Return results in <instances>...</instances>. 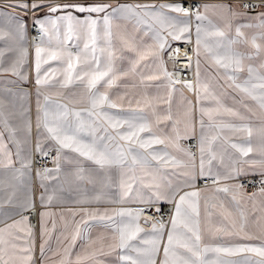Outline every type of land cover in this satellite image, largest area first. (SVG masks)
Masks as SVG:
<instances>
[{"label": "crops", "instance_id": "crops-1", "mask_svg": "<svg viewBox=\"0 0 264 264\" xmlns=\"http://www.w3.org/2000/svg\"><path fill=\"white\" fill-rule=\"evenodd\" d=\"M186 0H138L115 2L112 0H83L79 2L52 4L43 2V9L33 12L32 20L44 22L47 34H42L39 43L29 48L27 39V16L25 10L16 7L25 1H10L9 5H0V133H3V143L7 151L12 153L13 164L6 166L7 160L0 153V229H5L16 221H22L27 217L26 224H20L19 228L11 231L20 239L11 241L18 246H24L25 241L31 242L34 238L33 260L31 264H127L121 261L118 255L120 249L115 251L109 249L107 244L112 243L115 235L114 228L111 226L113 221L116 225L121 222L126 223L128 217H120L117 212L123 209H132L134 206H143L133 202L136 199L137 191L147 193L148 189L143 188L139 181L134 185L133 192L125 198L123 203L120 201V175L124 171L126 176L127 166L122 170L118 166L101 168L94 161L80 156L70 149L62 152L59 162L60 171L55 173L54 179H45L43 175L38 176L39 170L32 167L33 156L36 151L38 138L37 132V92L39 90V101L41 121L43 120V110L47 109L49 120L54 121L57 116L67 111V121L71 125L70 131L78 134L79 138L85 143H92L94 137L91 130L99 129L96 137L115 135L111 128L105 133L103 117L89 115V112H104L109 116L120 119L136 117L143 118L152 127V134L161 138L170 137L175 140L173 126L181 133V139L176 141L180 146L178 149L174 143L165 141V144H156L149 149L137 148L134 152L146 158V164L137 163L134 165L135 174L141 176L144 173L155 175L156 180L162 185L167 186L171 181L169 193L176 192L175 200L171 198L162 200L158 203L160 209L170 211V218L163 230L162 239L159 245V252L156 255V264L164 259L163 248L167 244V235L171 229V217L174 215L175 201L184 192L199 191L198 201L199 216H192V219L199 220L202 247H231L235 245H250L260 247L264 245V234L261 225H264V196L259 194V188L251 191L244 190L250 194L257 192V196L249 200L247 196L232 199L231 190L228 193L215 191L217 188L230 186L239 182L243 178H253L260 180L259 172L262 168L261 161L264 155L261 153V145H264V108L258 100H253L247 94L242 93L235 87V84L244 85L245 81L250 80L253 84H259L257 76L264 75V69L260 65L264 63V27L261 26L264 20V5L256 11H247L241 8V0H192L200 8V15L204 16L203 21H197L195 15L189 17L180 16L181 20H187L190 24V41L196 47V26L201 24V50L199 57L194 52L193 65L187 72H178L172 68V63L166 57L169 48L177 43L188 40H172L168 38L170 47L163 53V59L169 72L178 73L177 78L181 81H189L193 85V90L177 84L174 90L167 87V80L161 76L160 79L149 80L148 76L159 74V62L155 56L146 55L140 59V53H147L155 46V39L152 32L147 31L146 25H138L135 20H128L115 15L111 20V37L105 35V26L102 17L105 13L78 12L74 8H68L58 12H49L48 7L52 5H96L111 4L113 8L122 4H180ZM221 5L231 6L237 15L232 16L225 12ZM207 6V10H205ZM111 12V9L108 10ZM72 15V35L66 38L69 22L59 19L65 15ZM171 16H178L177 13H169ZM89 19H97L96 26V57L100 62L101 70H104L111 63L114 71L120 78L112 88L106 89L98 85L101 92L107 91L112 102L118 107L93 110L86 89V81L73 80L67 86H62L67 68V58L50 59L49 52L67 50L73 54L81 53V63L76 66V72L91 70L95 65L83 63L84 55L89 57L92 53L84 52V44L90 42L88 32ZM23 22L25 28L20 29L19 23ZM40 27V25H39ZM239 28L244 37L236 36V29ZM224 31V38L206 35L215 31ZM167 35V33H164ZM22 36V38H21ZM255 38L256 43L261 45L258 51L252 46L251 41ZM223 39V47L217 48L216 42ZM231 41H235L232 43ZM208 44L214 52L224 56L228 52H237L241 55L244 71L234 72L231 69L220 68L215 64L212 54L206 52L204 44ZM128 45H132L135 50H130ZM43 49L41 53L42 80H47L39 86L35 81L37 72L36 48ZM26 50L27 55H22ZM103 50V51H101ZM109 51L114 53L111 61ZM197 59L199 60V81L197 82ZM43 61H47L44 63ZM138 61V63H137ZM91 63V61H90ZM15 67V74L12 71ZM133 65L135 70L133 71ZM251 66L255 69L250 77L247 68ZM126 73V75H121ZM75 72L73 75L75 76ZM234 76L235 83L229 79ZM207 89V92L204 91ZM95 91V90H94ZM264 89L256 88L255 93L259 95ZM198 95L201 99L198 102ZM207 98H204V97ZM47 98V99H45ZM139 101V103H137ZM219 105L232 109L236 115L221 111L219 115H213L210 121L207 115L201 113L200 108H216ZM79 112V119L74 115ZM171 119H164L166 116ZM160 118L159 123L157 118ZM83 121V128L79 131L80 121ZM203 120V125H201ZM30 125V133H29ZM125 128L120 131H125ZM44 132L43 127L40 129ZM251 133V134H249ZM187 134V138H184ZM205 137V177L199 176L200 172V152L199 140L201 135ZM148 138V132L141 134ZM212 137H215L212 140ZM211 140V151L215 155L209 163V153L207 151ZM194 142L196 151L189 149V144ZM99 144H109V148L115 151L117 146L127 147L125 141L118 138L109 142L107 139L98 141ZM238 144L244 147H251L252 152L247 156L231 147V144ZM46 151H54L55 145L51 140L43 142ZM19 150L20 157L17 158L16 152ZM158 151L161 154L167 153V157L174 158L182 164L189 165L194 160L197 179L194 187L184 184L185 177L179 175L185 169L174 167L169 161L153 160L149 152ZM188 153L193 154L192 157ZM56 154V152H55ZM29 168H21V161H29ZM245 161H256L254 165ZM131 164V157H129ZM55 164L51 168H55ZM241 167L248 175L240 176L237 181L221 179L214 185L199 186L198 183L204 178H216L227 175L232 168ZM19 169V171H17ZM211 173V176L207 175ZM150 178V177H146ZM44 185L42 187L41 185ZM44 195L45 203L42 205L40 197ZM28 195H31L33 207L23 210ZM48 196L52 199L49 202ZM99 197V200L96 199ZM189 211H191L189 209ZM41 213H47L44 217L45 232L41 238ZM107 213L112 220L93 219L91 214ZM145 216L139 220V225L144 229L139 236L131 243L140 248H148L150 245L143 244L141 240L150 239L153 235L151 224L152 220L145 223ZM235 222L237 229L244 224L245 231L251 239L241 238L236 235L226 234L227 231L235 232L232 228ZM79 226L80 236L75 244L68 248L69 240L75 229ZM32 229V236L27 235L26 231L20 229ZM221 229L222 231H217ZM179 231H183L180 229ZM67 237V239H66ZM6 234V239H7ZM47 241V243H44ZM44 243V258L41 259V244ZM102 244L104 245L101 251ZM9 250L12 251L10 245ZM125 254L136 256V253L127 249ZM178 252L182 249L177 248ZM18 255H24L18 251ZM78 257L80 258L78 260ZM215 257L214 253L209 252L208 258ZM4 259H8L5 256ZM222 260L243 261L249 260L255 264L260 261L255 253H241L237 256H226L221 254Z\"/></svg>", "mask_w": 264, "mask_h": 264}, {"label": "snow or ice", "instance_id": "snow-or-ice-1", "mask_svg": "<svg viewBox=\"0 0 264 264\" xmlns=\"http://www.w3.org/2000/svg\"><path fill=\"white\" fill-rule=\"evenodd\" d=\"M42 0H37V2H33L31 4L28 3H19L16 7L22 8L27 12L29 8L35 12L38 9L43 8ZM221 8L225 10V12L229 15L235 16L237 15L228 5H221ZM248 7V5H245ZM68 8H74L78 12H88V13H105L102 17L103 23L105 26V35L111 37V20L112 18L119 14L121 17L128 20H135L138 25H146L147 31L152 32L155 39V46L151 48L147 53H140V59L145 58L146 55L155 56L159 62V74L148 76L147 79L154 80L160 79L163 76L167 80V87L170 90H174L177 84L183 83V86L188 88L190 91L193 90V85L189 81H181L177 78L178 73L169 72L165 65V61L163 59V53L166 48L170 47L168 38L171 37L172 40H188L190 41V36L186 35L190 32V24L187 20H181L179 17H189L192 13L191 9L185 8L180 4H159V5H148V4H122L118 5L115 8L112 7L111 4H96V5H52L48 7L49 12H58ZM111 9V12L108 10ZM205 10H207V6H205ZM169 13H177L178 16H171ZM264 16V14H261ZM59 19L67 20L69 22L68 31L66 34V38H70L72 35V24L71 22L74 20L72 15H65L60 17ZM195 19L197 21H203L205 19L204 16L200 15L199 9L195 10ZM20 29L23 30L25 28V24L23 22L18 21ZM36 24L40 25L39 31L42 34H47V29L44 28V22L41 20H36ZM88 24V32L90 33V44H84V52H91V58L89 61V57L84 55L83 63L95 65L91 70H82L81 72H76V66L81 63V53L73 54L67 50L61 51H53L49 52L50 59H63L67 58V68L65 70V78L62 86H67L73 82V80H80L81 82L86 81V89L88 93V97L91 103V108L93 110L102 109L107 106L109 108H116L118 105L111 101L108 92H101L98 89V85H101L103 82V86L106 89H110L115 85L116 81L120 78L119 75L116 74L114 68L111 63L104 69L101 70L100 62L97 59L95 53V43H96V26L98 24L97 19H89L86 21ZM261 26L264 27V20L261 22ZM203 31V27L201 24H197L196 26V47L194 52L197 57L200 55L202 40H201V32ZM164 33H167L165 35ZM206 35H212L220 38H224L226 33L224 31H215L212 33H206ZM237 37H244V33L241 32L239 28L236 29ZM3 36L0 35V39ZM22 38V36H21ZM262 38H264V34H262ZM235 43V41H231ZM252 46L256 48L258 51L261 49V45L256 43L255 38L251 41ZM204 49L206 52L212 54L215 64L220 68H224L226 70L231 69L234 72H242L244 71V66L242 64L241 55L237 52H228L224 56H220L216 52L213 51L212 48L209 47L208 44H204ZM223 39L218 40L216 42V47H223ZM130 50H135L132 45H128ZM43 49L41 47L36 48L35 56L36 63L35 68L37 72L36 85L39 86L42 83H46L47 80H42L40 75L41 70V53ZM103 51V50H101ZM179 49H173V51L169 54V59L172 58L173 55L179 53ZM24 56L27 55L26 50L23 52ZM109 60L111 61L114 53L109 51L108 53ZM46 63L47 61H43ZM138 63V61H137ZM175 64V62H174ZM190 66V65H185ZM15 65L13 66L12 71L15 74ZM260 68L264 69V63L260 65ZM135 70V65H133V71ZM249 76L251 77L255 71V69L251 66L247 68ZM76 73L75 76L73 73ZM121 75H126V73H122ZM197 82L199 81V60L197 59ZM229 79L233 80L235 83V77L229 76ZM259 79V84H253L250 80L245 81L244 85L235 84V87L239 89L240 92L247 94V96L251 97L253 100H258L262 108H264V92H261L259 95L255 93L256 88L264 89V75L257 76ZM95 90V91H94ZM207 92V89H204ZM37 132L38 138L36 143V151L43 158L49 155V152L43 148V142L45 140H51L55 145L56 155L53 158V163L56 165L55 168L44 167L42 170L37 172L38 176L43 175L45 179H54L55 173L60 171L59 162L61 160L62 152L65 149H70L73 152L78 153L82 157H86L89 160L94 161L101 168L110 167V166H118L122 170L127 166V170L130 175L125 174L124 171L121 172L120 175V189L121 196L120 201L123 203L126 197L134 190V185L139 181L140 185L143 188H147L148 192L143 193L137 191L136 199L133 201L144 207L137 209H123L116 213V215L120 217H128V221L126 223L121 222L120 225H116V222L113 221L111 225L114 228L115 235L112 237V243L107 244V247L113 251L116 249H120L121 253L118 255V258L121 261L127 262V264H156V255L159 252V245L162 239L163 230L166 225L161 220H155L154 217H146L145 223H148L149 220H152L151 229L153 235L150 239L141 240L143 244L150 245L148 248H140L133 245L131 242L135 240L141 232L144 231L142 227L139 225V220L144 217L146 210L155 208V211L159 213L161 211L160 207H158V203L162 200L172 199L175 200L176 192L169 193L168 189L171 188V181H169L168 185L162 186L155 178V175L151 173H144L141 176H137L135 174L134 165L137 163H141L142 165L146 164V158L140 155L139 153L134 152V146L142 149H149L153 145L156 144H165V141L168 140L171 143H174L175 146L180 149L178 143L181 139V133L173 126V132L175 133V140L173 141L170 137L161 138L152 134L151 125L144 120L143 118L130 117L125 119L116 118L113 116H109L104 112H89V115H98L102 116L104 123L107 124V128H104L105 133H107L108 128H111L115 135H106L101 137H96V132L99 129H92L91 135L94 137L92 143H85L81 140L78 134L72 133L70 131L71 125L67 121L68 113L65 111L62 115L57 116L54 121L49 120V113L47 109L43 110V120L41 121V117L39 113L41 112L40 101H39V90L37 92ZM204 98H207L206 96ZM47 99V98H45ZM198 102L201 97L198 95ZM139 103V101H137ZM217 105H219V101H217ZM200 111L202 114L207 115L209 120L213 119V115H219L221 111L236 115L232 109L225 108L222 105H219L216 108H204L201 107ZM78 119L80 113L77 112L74 114ZM164 119H171V116H166ZM160 118H157V122L159 123ZM84 122L81 120L80 125L77 131L83 128ZM125 131H120V129L125 128ZM201 125H203V120H201ZM41 126L44 129V132L41 133ZM148 132L151 135L148 138H144L141 134ZM29 133H30V125H29ZM251 134V133H249ZM119 139L121 141H125L127 143V147L125 148L123 145L117 146L115 151L110 150L109 144H99L98 141H103L107 139L109 142ZM184 138H187V134H185ZM215 137H212L214 140ZM209 147L207 149L209 153V163L212 159H215V155L211 151V140L208 142ZM233 149H236L241 156H247L250 152H252L251 147H244L238 144H231ZM205 137L202 134L199 140V152H200V172L199 176L201 178L205 177L206 173L204 171L205 164ZM0 153H3V156L7 160L8 167H11L13 164L12 161V153L7 151L6 146L3 143V133H0ZM261 153L264 155V145H261ZM148 155L151 156L153 160L164 161L167 164L171 161L172 165L177 168L185 169L181 171L179 175L185 177L184 184L188 187H194L195 181L197 179V174L194 171L195 164L194 160L191 164L192 170L189 169V165L182 164L179 161H176L172 157H167V153L161 154L158 151L149 152ZM190 157L193 154L188 153ZM17 158L20 157L19 150L16 152ZM129 157H131V164H129ZM30 160L25 162L21 161V168H29ZM245 163H249L254 165L256 161H245ZM262 168L259 172L261 177L260 179V188L259 194L264 196V160L261 162ZM19 171V169H17ZM207 175L211 176L209 172ZM248 175L241 167H234L232 170L223 177L214 178V183H219L221 179L237 181L240 176ZM150 177V178H146ZM44 187V185H41ZM244 185L242 183L236 182L231 184L230 186H225L223 188H217L215 191L228 193L230 190L232 192V199L237 200L238 197L243 198L247 196L249 200H252L257 196V192H252L250 194L243 191ZM200 196L199 191H189L184 192L183 195L179 196V199L175 201V210L174 215L171 217V229L167 235V244L163 248L164 259L160 262V264H253V262L249 260L243 261H234V260H222L220 259L221 254L226 256H237L241 253H255L259 257H261L260 261L255 262V264H264V245L260 247L250 246V245H235L231 247H202L201 245V235L199 229V220L192 219V216H199L198 210V201L193 200L192 198H198ZM52 199L51 196H48V201L50 202ZM99 200V197H96ZM41 204L45 203L44 195L42 194L40 197ZM33 207L31 195H28L25 203L22 205L23 210H28ZM189 209L191 211H189ZM48 215L47 213H41V238L44 237L45 226H44V217ZM93 219L100 220H112L111 216H108L107 213L104 214H91ZM27 217H24L22 221H16L12 225L7 226L5 229H0V264H31L33 260V251H34V238L31 242L25 241L24 246H18L11 241L20 239V237L16 236L11 229L19 228L20 224H26ZM232 228L237 229V225L235 222H232ZM182 229L183 231H179ZM21 231H26L27 235L32 236V229L30 227L26 229H20ZM217 231H222L218 229ZM262 234H264V225H261ZM7 234V239H6ZM226 234L236 235L241 238L251 239L248 233L245 231L244 224H241L239 228L235 231H227ZM80 236V228L77 226L74 233L72 234L68 248L65 249V252L75 244L76 239ZM67 239V237H66ZM44 243H47L45 241ZM44 243L41 244V259L44 258ZM9 245L12 251L9 250ZM104 245L102 244L101 251H103ZM177 248L182 249V252H178ZM129 250L131 252L136 253V256L133 257L131 255H127L123 250ZM19 252H23L24 255H18ZM214 253L215 257L212 259L208 258V253ZM5 256H8V259H4ZM80 258L78 257V260Z\"/></svg>", "mask_w": 264, "mask_h": 264}, {"label": "built area", "instance_id": "built-area-1", "mask_svg": "<svg viewBox=\"0 0 264 264\" xmlns=\"http://www.w3.org/2000/svg\"><path fill=\"white\" fill-rule=\"evenodd\" d=\"M11 0H0V5L1 6H7L9 5V2ZM13 1V0H12ZM15 1V0H14ZM16 1H25L28 4H31L33 2H37V0H16ZM83 0H42V2L46 3H52V4H61V3H71V2H79ZM85 1V0H84ZM98 1V0H96ZM115 2H126V1H138V0H112ZM182 5L185 8L191 9L192 13L190 16L195 15V10L198 8L200 12V8L193 3L192 0H186L185 2L182 3ZM245 5H248V7H245ZM264 5V0H241L240 1V6L242 9L247 10V11H256L260 7ZM44 8V7H43ZM41 9H38L39 11ZM26 16H27V24H28V31H27V39H28V44L29 48L35 47L41 37L42 33L39 31V25L36 24L32 18L31 15L33 14V11L31 8L27 10ZM173 49H179V53L176 55H173L171 59H169V54L173 51ZM167 59H169L172 63V68L175 71L178 72H187L190 70V68L193 65V59H194V43L192 41H186L182 43H177L172 45L169 50L166 53ZM175 62V64H174ZM185 65H190V66H185ZM189 149L193 152L196 151V145L194 142H191L189 144ZM49 155L47 157H41L38 153H35L33 156V164L32 167L34 170H42L44 167L51 168L54 163H53V158L55 157V152L49 150ZM214 178H204L201 179L198 183L199 186H204V185H214L216 183L213 182ZM239 183H242L244 185V190L251 191L260 188V180L258 179H253V178H243L239 180ZM144 206H134L132 209H137L141 208ZM145 217H154L155 220H161L163 223H167L169 218H170V211L166 209H161L159 213L155 211V208H151L146 210Z\"/></svg>", "mask_w": 264, "mask_h": 264}, {"label": "rangeland", "instance_id": "rangeland-1", "mask_svg": "<svg viewBox=\"0 0 264 264\" xmlns=\"http://www.w3.org/2000/svg\"><path fill=\"white\" fill-rule=\"evenodd\" d=\"M10 3V2H9ZM43 9V8H42Z\"/></svg>", "mask_w": 264, "mask_h": 264}]
</instances>
